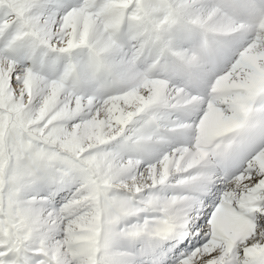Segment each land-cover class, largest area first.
Instances as JSON below:
<instances>
[{
	"label": "snow or ice",
	"instance_id": "1",
	"mask_svg": "<svg viewBox=\"0 0 264 264\" xmlns=\"http://www.w3.org/2000/svg\"><path fill=\"white\" fill-rule=\"evenodd\" d=\"M218 3L245 27L176 77L186 95L125 113L107 74L58 72L112 42L136 57L157 0H0V264H264V93L213 91L256 74L264 0ZM210 112L226 134L205 133Z\"/></svg>",
	"mask_w": 264,
	"mask_h": 264
},
{
	"label": "rangeland",
	"instance_id": "2",
	"mask_svg": "<svg viewBox=\"0 0 264 264\" xmlns=\"http://www.w3.org/2000/svg\"><path fill=\"white\" fill-rule=\"evenodd\" d=\"M157 1H158L157 5L156 6H152L153 16H152V21H151L152 22V26H153V31H154V35H153L154 48L152 50L153 43L151 44V46H145L143 48V50H145L144 51L145 53L148 51V53L151 55V52H152L153 58L150 59V60L148 58H145V55H144L145 53L142 54L143 55V57H142V55H140V54H141V52L143 50L140 53H138V55L136 57L132 58L131 55H129L130 57L129 56L126 57L127 58L126 59L127 66L125 67V75L127 74L128 79L126 80L125 84L120 88L121 92H117L113 96H120L121 95L120 97H122L123 95L129 94L130 92L133 93V91H135V92L137 91L136 90L137 86L140 84V80L143 78V74L145 72L135 69V67H136L135 60L144 59L145 62L144 61L143 62H144V64H146V65H144V69L145 70H152L154 67H156V64H155L154 60H156V57L159 56V53H160V50H161V42H163V43L165 42L174 52H176L177 54L183 56L185 59H188V58L191 59V54L192 53L190 51V47L187 46V44H189L190 46H193L192 43L195 40H192V39L188 38V40L186 41V36L191 35L193 32L199 33V32H201V29H199V28L191 29L189 26L192 23L195 24V25L199 24V25H204L207 29L210 30V28L207 27L209 22L206 20L207 18H211V17L207 16L210 13H208V14L207 13H203L202 14V12H204L206 10V7H199L197 5H192L194 3V0H183L182 3L179 2L180 0L179 1L178 0H157ZM177 1H178V3H177ZM205 1H206L205 3L207 4L208 8L209 9L211 8L210 9L211 11L208 10V9L206 11L211 12V13H213V12H224L221 8H216L214 5H212L211 4V0H205ZM160 2H162L165 5V10H163V11H161V9L158 7V4ZM211 6H214V7H211ZM194 8H195V10H194ZM198 8H200V9L197 10ZM212 9H215V10H212ZM205 14H206V16H205ZM204 17H205V19H204ZM183 18H185V20ZM176 24H180V25L175 27ZM226 24L230 25L232 30L228 31L227 36H226V33H222L223 34L222 38H224V39L234 36L237 32L241 31L245 27V25L243 23H241L240 21H238L236 19L233 20L231 22V24H229V23H226ZM171 28H174L175 32ZM211 30H212V28H211ZM178 32H180L183 35L178 34ZM212 32H215V31L213 30ZM216 33H218V32H216ZM174 35H175V37H174ZM159 38H161L162 40H160L159 45H158V44H156V42L159 41ZM178 43H180V46L178 45ZM114 45H115V42H112L111 44L102 46L99 50H97V52L95 53V61H94L93 64L96 65L97 59L100 58L102 60V63L105 64V65H109V69H111V63L112 62H114L116 59H118V60L124 59V57H121V56H115V57L112 56L111 49H112V47ZM176 46H179L180 48L176 47ZM194 46H198L197 43H195ZM182 50H184V51H182ZM153 52L154 53L157 52V53L154 55ZM192 55L195 56V54H192ZM242 55H243L244 61L247 64L252 65L256 69V71H258L262 67V65L259 62V60L264 58V57L258 56V54H256L253 50L249 49V50L245 51ZM154 56H155V58H154ZM159 58H160V56H159ZM254 59H255V61L253 62ZM75 63L77 65V67L75 65H74L75 68L73 66H68V67H66L63 70L61 75L66 76V78H68V76L70 78L79 77L82 81L95 82L93 80V78H92V74L93 73L90 72V67H89L90 65L87 63V56L82 57L80 60L76 61ZM80 64H82V65H80ZM194 65H196V63ZM198 65H199V68H198L199 70L204 67V64L199 63ZM99 66H101L100 62H99ZM177 66H181L182 68L187 70V68H185L182 65H179V63H177V62H175L173 60L170 63L166 64V66L163 65V69H162V67H159V68L161 70H163L165 75L168 73L166 75V77H168V78L172 77V80H173V79H176V77H178V76H182V74L185 72L184 70L177 69ZM147 67L148 68L150 67V68L146 69ZM237 69H240V68H237ZM105 70L106 71L108 70V69H106V66H105ZM169 71H171V73H169ZM243 73H244V71L239 72V73L238 72L237 73L236 72H230V73H228L226 75H222V77L220 78V81H218V80L216 81V83L218 84V87L214 88L215 87L214 86L213 87L214 88L213 91L216 92V93L224 92L225 90L228 89V87H226V84L228 82H230V80H232L236 76H239V75H241ZM133 77H134V79H133ZM159 79L161 80L162 78L160 77ZM242 79L244 80V76H242L241 80ZM226 80H228V81H226ZM144 81H145V78H144ZM154 81L159 82V86L163 85L162 91L164 89H166L168 84H169V83L164 82V81H159V80H154ZM263 81H264V74L256 75L255 77H253L252 85H250L249 87H243V88L244 89L246 88V91L251 96V92L253 91L254 87H261L263 85ZM216 83H214V84L216 85ZM94 86L95 87H99L96 84V82H95ZM173 86H175V84H173ZM123 89L124 90L126 89L125 92L123 91ZM143 89H141L140 92H142V94L145 95L146 98H149L148 88L147 89L143 88ZM163 98H164L163 95L160 96V98L158 97L157 100L155 99L153 101V104L151 106H155V105L164 103V99ZM123 100H124V98L122 97L121 98V102H123ZM249 106H250L249 103H244L241 106V109H240L241 112L242 111H246ZM215 116H216V114L213 113L212 115H210L206 119V121H208V122L214 121ZM227 126H228V128L231 127L230 125L226 124V127ZM206 127L208 128V132H205V133L214 134L213 131H212L213 130L212 126H205L204 128H206ZM228 128L223 129V130L219 131L218 133H220V132L224 133V132L227 131Z\"/></svg>",
	"mask_w": 264,
	"mask_h": 264
},
{
	"label": "bare ground",
	"instance_id": "3",
	"mask_svg": "<svg viewBox=\"0 0 264 264\" xmlns=\"http://www.w3.org/2000/svg\"><path fill=\"white\" fill-rule=\"evenodd\" d=\"M179 1V0H178ZM177 1V3H178ZM180 3L183 2V0H180L179 1ZM187 2V1H186ZM193 2V1H192ZM206 1L205 0H194V3L192 5H197L199 7H206V10H210L207 6V4L205 3ZM210 6V5H209ZM211 7H214V6H211ZM200 8H198L197 10H199ZM195 10V8H194ZM204 11L202 12L203 13H210L208 14L207 16L211 17V18H207L206 20L209 22L208 23V26L211 30H214V31H217L218 33L217 34H221L223 35L222 33H228L229 30H232L231 26L226 24V23H229L231 24V22L233 20H235L234 17L230 16L228 13L226 12H208V11ZM212 10H215V9H212ZM218 10V9H217ZM211 11V10H210ZM200 12V11H199ZM215 13V14H214ZM201 14V15H202ZM192 16V15H191ZM206 16V14H205ZM201 17V16H200ZM195 19V18H194ZM205 19V17H204ZM232 19V20H231ZM204 21V20H203ZM200 22V21H199ZM205 22V21H204ZM259 27V24H257V28ZM170 33V32H169ZM216 33V32H215ZM178 36V35H177ZM175 37V35H174ZM227 39V38H226ZM222 40L224 41L225 39L222 38ZM181 41V40H180ZM179 42V41H178ZM181 43V42H180ZM180 43H178V45L180 46ZM196 43V41H193V46H190L189 44H187V46L190 47V51L192 54H195V56H193L191 54V59L188 58V59H185L189 65H190V72L186 71L184 68H182L181 66H177V69H181V70H184L185 72L182 74L183 77L187 78L188 76H192L194 74H196L197 72H199L200 70L198 69L199 68V63L201 64H204V66L207 63V60H204L203 56H202V52L201 50L199 49L198 46H194V44ZM175 45V44H174ZM179 46H176V47H179ZM186 46V47H187ZM105 48V47H104ZM180 48V47H179ZM147 49V48H146ZM151 50V49H150ZM179 50V49H178ZM181 50V49H180ZM188 50V49H187ZM145 51V50H144ZM184 51V50H182ZM186 51V50H185ZM150 52V51H149ZM145 53V52H144ZM148 51L144 54L145 55V58H148L149 60L153 58L152 56V52H151V55L148 53ZM154 53V52H153ZM157 53V52H156ZM154 53V55L156 54ZM189 53V52H188ZM187 54V53H186ZM141 55V54H140ZM259 56V55H258ZM130 57V56H129ZM143 57V55H142ZM183 57V56H182ZM138 58V57H137ZM155 58V56H154ZM115 59V58H114ZM127 58H124L122 60H118L116 59L114 62L111 63V71L115 73V77L111 79V81H113V87L115 90H118L120 89L126 82V80L128 79V76L127 74L125 75V67L127 66V61H126ZM156 60H157V57H156ZM156 60L155 61V64H156ZM139 63H138V66L135 67L136 70H141L143 72H145L143 74V78L140 80V84L137 86V91H133V93H129V94H126V95H123L122 97L124 98L123 102H121V98L120 96H113L112 97V102L118 104V106L120 108H122L124 110L125 113H127L128 111L130 110H135L137 107H139V101H140V98L141 97H145V95L142 94L141 89L145 88L147 89L148 88V94H149V97L152 99V101H154L155 99L157 100L158 97L160 98V96L163 95V99H164V103H167L169 101L170 98H178V97H181L182 95H186V91L181 89V88H178L176 86H171L170 84H168L167 88L163 89V85L162 86H159V82L157 81H154L153 78L151 77L153 72L155 71V69L157 67H154L152 70H145L144 69V59H138ZM144 61V62H143ZM153 61V60H152ZM255 61V59L253 60V62ZM262 61H264V58L260 59L259 62L261 63ZM196 63V65H194ZM82 65V64H80ZM131 65V64H130ZM180 65V64H179ZM203 66V65H202ZM181 67V68H180ZM201 67V66H200ZM150 68V67H149ZM148 67L146 69H149ZM82 69V68H81ZM138 72V71H137ZM151 72V73H150ZM234 72H242V70L240 69H237L235 70ZM127 73V72H126ZM169 73H171V71H169ZM230 72H226V74H228ZM129 74V73H128ZM226 74H223V75H226ZM261 74H264V66H262L258 71H256V74L254 76H249L246 81L243 80V84L240 85L241 87H249L250 85H252L253 83V77H255L256 75H261ZM137 76V75H136ZM242 76H245V72L239 76H236L235 78H233L232 80H230V82H228L226 84V87H229V85L232 84V82L235 80V81H241V78ZM222 77V76H221ZM144 78H145V81H144ZM171 80H172V77H169ZM134 79V77H133ZM132 79V80H133ZM139 79V78H138ZM110 80V79H109ZM157 80V79H155ZM174 80H177V79H173L172 81H170V83L174 82ZM256 80V79H255ZM220 81V79L218 80ZM228 81V80H226ZM180 82V81H179ZM161 83V82H160ZM216 83V82H215ZM260 83V82H259ZM215 86V87H214ZM214 88L218 87V84L216 83V85L214 84L213 85ZM121 90V89H120ZM135 90V89H134ZM144 90V89H143ZM246 90V88H245ZM262 93H264V81H263V85L261 87H254L253 91L251 92V97L254 99V97L258 96V95H261ZM165 94V95H164ZM118 97V98H117ZM163 102V101H162ZM158 104V103H157ZM254 109L252 107V105L250 104V106L247 108L246 111H242V113L244 114L245 117H248L250 116L252 113H253ZM214 112H210V114L208 115V117L210 115H212ZM207 117V118H208ZM205 126H212L213 127V133H218L219 131L223 130V129H226L228 128V126L226 127V123L223 122L222 120L218 119L216 116H215V119L214 121L212 122H208V121H205L204 122V127ZM204 131L205 132H208V128H204Z\"/></svg>",
	"mask_w": 264,
	"mask_h": 264
}]
</instances>
